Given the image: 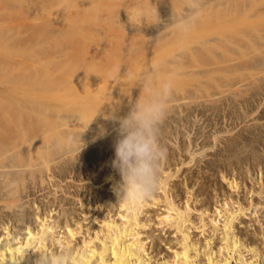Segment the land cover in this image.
Listing matches in <instances>:
<instances>
[{"label":"bare ground","instance_id":"obj_1","mask_svg":"<svg viewBox=\"0 0 264 264\" xmlns=\"http://www.w3.org/2000/svg\"><path fill=\"white\" fill-rule=\"evenodd\" d=\"M255 1H259L260 10L254 14L244 5L241 19L234 23L235 11L229 8L228 21L212 27L209 66L207 71L199 70L206 71V76L200 73L207 79L202 81L205 85L201 84L202 75L193 76L201 85L197 81L198 85L187 91L176 89L169 102L171 113L181 102L189 109L204 105L211 113L224 102L237 103L233 106L241 108V115L235 117L238 121H230L229 111L230 122L225 120V128L218 130L224 137L215 132L213 144L201 140L197 150L193 147L199 136L189 143L181 141V149L175 150L166 141L172 130L160 131L166 157L157 193L146 202L118 204L113 188L120 180L119 173L112 167L97 174L102 160L112 156L102 150V144L108 145L115 137L118 124L114 118L126 115L145 94L140 88L117 89L108 84L136 80L141 75L130 73L123 82L99 72L62 74L56 70L53 74L51 61L65 60V40L93 38L102 9L114 10L119 0H0V75L7 76L0 82V264H34V251L61 245L72 249V264H264L263 177L250 176L256 188L240 190L246 187V177L239 169L238 179L220 171V182L226 188L220 186L222 201L215 196L211 205L209 196L192 191L196 183L208 180L189 165L197 155L202 156L194 159L197 162L212 155L207 150L214 148L215 142H222L224 151L230 152L243 145L242 134L264 125V0ZM83 26L89 27L85 33L79 30ZM144 42L150 45L148 38ZM86 46L82 43L74 50L79 53ZM103 48L115 57V49L105 44ZM176 55L166 63L167 74H179L182 64ZM257 97L260 100L255 103ZM95 149L102 155L100 163ZM243 150L239 152L243 154ZM181 154L186 157L182 159ZM246 156L240 157L245 164L254 172L256 167L260 170L258 154L253 153L250 159ZM77 164H85L81 172L73 171ZM66 177L71 179L61 185ZM87 183H102L106 194L91 190ZM50 187L55 188L52 197L44 196L47 200L40 206L37 198L31 200L35 205L32 218L26 210L15 214L31 190L49 188L47 194H51ZM58 189L71 196L77 213L71 214V208L68 211L69 198L55 195Z\"/></svg>","mask_w":264,"mask_h":264},{"label":"rangeland","instance_id":"obj_2","mask_svg":"<svg viewBox=\"0 0 264 264\" xmlns=\"http://www.w3.org/2000/svg\"><path fill=\"white\" fill-rule=\"evenodd\" d=\"M122 1L123 0H119L120 2L119 4L121 5L122 8H120V5L118 4L117 6H115L114 10L113 9L103 10L102 9L99 25L97 27V34L93 38L92 37L88 38L85 41L65 40V60H64L65 62L62 60L63 58H60V61L58 62L57 58H54V56L51 57V59L54 58L52 59L54 61H51L53 64V70H51V72L54 71L53 74L56 73V70H60L57 73L61 72L62 74H65L64 72L75 73L77 71L99 72L102 76L103 74L107 75L109 77L108 79L117 80V81L119 79L124 82L130 73L135 72L142 76L143 74L148 73L151 70V74L154 77L155 86H159L161 82L167 80V81H171L172 88L174 89L173 93L176 91V89L179 90V88L182 89V91H184V89L185 91H187L191 89L192 87L197 86L198 83L200 82L199 81L200 79H198L197 77L195 79V77L193 76L199 75L198 77H200L203 74L202 72L204 71V69H206L209 66L210 51H209V46H208V39L211 36V32H212L211 29L213 26L220 25L228 21L229 8H231L230 10L235 11V18L234 19L230 18V20L232 19L234 23L239 22V20L241 19V16H242L241 11L244 9V7H246L245 9H247L248 6H250L249 10L251 11L252 14H254L256 10H260V7L258 6L259 1H257L258 2L257 3L255 0H250L249 2H247L248 0H246V2H244L245 4L242 3L241 0H231V1L230 0H130L127 2V4L125 2L126 0L124 1L125 3H123ZM228 1L230 2L228 3ZM125 5L128 6V8ZM256 6L259 8H256ZM118 7L121 10L118 9ZM189 16L195 17V24L187 32H181L176 27L175 24ZM88 29H89L88 26H83L79 28V30H81L84 33ZM147 33L148 35L149 34L150 35L148 36ZM157 36L159 39L157 38ZM147 38L151 42V43L149 42L150 45L144 42L145 40H147ZM82 43H86L87 46L85 48L81 47L82 51L78 53L76 49L74 50V48L77 45H80ZM104 44L106 45V47L110 46L111 48L115 49V52H114L115 57L107 53L108 51H110V49L103 48ZM51 47L53 46H50V48ZM53 50H54V47H53ZM175 55L179 57V60L181 58L180 63L182 65L180 66V69L177 70L179 71V74L178 72L176 73L177 75L170 74L169 72L167 74V72H165V70H167L166 63L169 62L170 59H172V57H174ZM84 63L86 64L84 65ZM55 64H56V67H55ZM57 64L59 65V69H58ZM61 67L63 69H61ZM201 69L203 70L202 72H200ZM194 72L196 73L199 72V74L195 73V75H193ZM0 77H1L0 82H3L5 80L4 78L7 76H4L3 74V75H0ZM140 77L132 81L127 79L128 81H126L125 83H117V82L113 84L109 83L108 86H113V87H116L117 89L139 88V86H136V85ZM191 80H193L195 83L192 82ZM205 80L203 76V78L201 79L202 86L205 85L204 84ZM197 81L198 83H196ZM202 81H204V83ZM201 84L199 83V85ZM206 84H207V81H206ZM258 100L260 99H258L257 97L255 103L258 102ZM182 103L183 102L180 103L181 104L180 108L175 107L172 113L168 112L166 118L164 119L163 123L160 126V131H164L165 129L171 132L172 130L171 134H169V136L170 135L172 136L170 137L168 136L169 138H166V141L168 142L169 140L167 146L170 144L171 147H174L173 149L175 150H178L177 148L178 146H179V149H181L180 148L181 147L180 144H182L181 141H186V143L187 142L189 143L190 140H193L194 138L198 136H199V139H197V142H196L198 145L196 147H193V150L198 149L199 145L201 144V140L202 141L206 140L205 141V143L207 142L206 144H210V143L213 144L212 143L213 139L211 138H213L214 135L217 134L218 136H223L222 132H220V134L218 133V130L225 128L224 125H227V124H224V122H226L225 120H227L228 123L230 121L233 122L235 120V117L237 119V116L241 115L240 106L238 107L233 106L235 104H236L235 106H237L238 105L237 103L232 104V105L231 103H226L229 106L228 107L226 104H224L225 103L224 102L223 105L222 104L218 105L220 106V108L218 107L217 110L216 109L213 110L214 114L213 112L211 113L212 109H208V107L204 105L196 106V107L193 106V108L191 106L189 109L188 107L186 108L184 106V103L183 104ZM223 106L225 107V112L222 111L224 109ZM238 108H240L239 111H238ZM234 111L235 112L237 111L238 113L236 112L234 114L233 113ZM222 112L224 113V115H222L223 114ZM228 112L231 114H229ZM227 113L229 114L228 117H230L231 115V120L227 117ZM241 113H242V110H241ZM223 116L225 118H222ZM228 119L230 121H228ZM235 121H238V120H235ZM261 121L264 122V119ZM261 127L258 128L257 131L254 130L255 132H253L252 130L250 134L249 133L242 134L243 139H244L243 145L247 144V146L244 145V147H242L243 145L239 141L237 142V145L241 143L239 144V147L236 146V149L235 147H233L232 151L226 152L224 151L223 146H222L224 144L218 141V142H215L214 148H212L211 150L209 149L207 150V152L211 153L212 155L203 157L204 159L201 158L202 160L200 162H197L194 159H198L199 157H202V156L197 155L194 159H192V161L190 162L191 164H189L191 165L192 169L194 168L193 170L195 171L197 170L198 172L197 171L196 172L198 174L199 173L202 174L206 178V180H208V182L206 183L205 182L198 183V184L196 183L197 185L195 184L194 186L198 188L196 189L195 187H193L194 189L192 191L193 192L195 191L194 193L201 191L202 193H204L203 196H205L206 194L207 196H209L207 197L208 204L213 205L217 199L219 200V203L220 201H222L221 199L222 193L220 192V189L224 188L223 186H225L226 188V184L223 182H220L222 172H225L227 174L228 173L234 174L236 179H238L237 174H238V171L240 170L242 172V176L246 177L245 180H243V185L246 184L245 185L246 187L244 188V186H242L240 187V190L250 188V187L256 188L257 183L255 182L256 183L255 184L253 180L250 181V176L254 177L255 179H258V177H260L261 175L264 181V125H262ZM215 132L217 133L215 134ZM160 133L161 132H159V134ZM113 137L114 139L111 138V141L110 140L108 141V145L106 143L105 144L103 143L105 146L102 144V148L104 147L102 150L103 151L105 150V152L110 151L111 152L110 155H112L111 157L113 156L115 157V147L114 146L118 139L117 131L113 133ZM219 138H222V137H219ZM100 148L101 147H99L98 149ZM239 149L240 150L244 149L243 152L245 153V155L244 153L242 154V151H240L241 152L240 153ZM252 150L253 151L255 150V151L251 153ZM96 151H98V153ZM186 152L187 150L184 153ZM255 152L258 154L259 159L261 158L259 160L261 163L259 164L260 170H258L256 167L255 172H254L249 167V165L245 164L243 160L247 157L246 155H248V158L251 155V158H252V155ZM94 154H96V156L98 155L97 156L98 163H100L103 158H102L101 153L99 154V150L95 149ZM175 154L176 155L178 154L177 151ZM186 154L185 156L184 154H181L179 155V157L184 159L186 157ZM83 157L84 155H81L79 157L81 162L84 161ZM111 157H110V160H107L106 158L102 160V165H101L102 168L100 167L101 169L100 168L98 169V173H97L98 175L105 173L107 171L105 169L112 168L111 160L113 158ZM230 157L233 159H230ZM238 157L239 158L242 157L244 159L242 160V158H240L242 161L235 160V159H238ZM216 158H220L221 161L217 160ZM108 159H109V156H108ZM225 159L226 160L228 159L227 162H230V164L224 161ZM231 160L232 161L234 160V161L232 162ZM238 161L239 162L241 161V162L238 164ZM231 163L233 166H231ZM84 165L85 164H82L80 166L79 164H77L73 171L81 172ZM247 169H249L248 170L249 172L247 171ZM70 179L71 178L66 177L64 181L62 178L61 185H63L64 182L66 181L68 182ZM88 184H90L89 188L91 190L98 191L102 195L106 194V191L102 183L94 184V185H92L91 183H87V185ZM188 186H189L188 188L191 189L190 188L191 185H188ZM50 189H52L51 194H47L49 188H46L39 192H37L36 189L31 190V195L27 197V199L26 197H24V199L21 200L22 205L20 209L18 208V210L20 211H17V212L15 211L16 213L15 212L14 213L17 214L21 211L26 210L25 212L32 218L31 215H33L32 212H35L34 211L35 205L32 203L31 200L33 198H37V202L39 204L38 206H40V204L43 201L45 202L48 197H52L51 195H53V189L55 188L50 187ZM71 190L70 192H72ZM214 191H216L215 195H213ZM55 195L59 198H62V197L69 198L70 202L68 205H66V207L69 208L68 211H70V208H71L73 209L71 214H75L78 212L77 204H75L74 201L71 200L70 198L71 196L68 193H63L62 191L58 189ZM44 196H47V198L43 199ZM215 196H219V197H215ZM213 197L217 199L215 200V198ZM26 200L30 201L31 205L29 202L26 203L25 202ZM240 200H242V198ZM74 209L75 210L77 209V211L75 212ZM1 210L2 209H0V212L2 214ZM248 241L250 240L247 239V242Z\"/></svg>","mask_w":264,"mask_h":264},{"label":"clouds","instance_id":"obj_3","mask_svg":"<svg viewBox=\"0 0 264 264\" xmlns=\"http://www.w3.org/2000/svg\"><path fill=\"white\" fill-rule=\"evenodd\" d=\"M194 24L195 17L189 16L177 22L176 27L187 32ZM136 86L145 94L144 98L138 97L126 115L114 118L118 124V139L112 167L119 173L120 180L113 191L118 204L150 200L160 187L161 166L166 157L159 132L170 107L171 81L155 86L150 70L140 77ZM34 252L37 253L34 264H72V249L64 245Z\"/></svg>","mask_w":264,"mask_h":264}]
</instances>
